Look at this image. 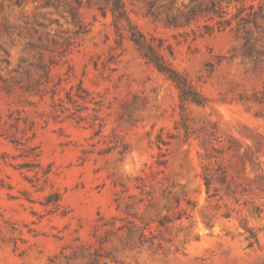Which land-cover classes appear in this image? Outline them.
I'll return each mask as SVG.
<instances>
[{
	"label": "rangeland",
	"instance_id": "374dc122",
	"mask_svg": "<svg viewBox=\"0 0 264 264\" xmlns=\"http://www.w3.org/2000/svg\"><path fill=\"white\" fill-rule=\"evenodd\" d=\"M81 1L82 30L0 0V264H264V0H240L256 24L211 35L124 0L203 106L120 40L104 0ZM211 1L230 0L157 6Z\"/></svg>",
	"mask_w": 264,
	"mask_h": 264
},
{
	"label": "trees",
	"instance_id": "16d2710c",
	"mask_svg": "<svg viewBox=\"0 0 264 264\" xmlns=\"http://www.w3.org/2000/svg\"><path fill=\"white\" fill-rule=\"evenodd\" d=\"M27 0H14V3L18 6H22ZM142 1L146 5V15L155 20L161 21L168 28H180L190 27L193 24H197L200 21H204L206 24L205 35H211L216 28L217 31H225L233 28V23L237 22L238 25H247L254 22L260 17V13L254 11L246 13V7L240 6V0H230L227 2V6H223V1H211L208 4H200L190 8L186 12H180V14L171 15V7L167 5L157 6L162 0H135ZM45 5L52 6L57 9H66V11L72 16L74 21H78L80 30L83 28L81 21V9L84 7V2L81 0H45ZM105 5L100 6L98 9L101 11L104 17L107 16L110 11L113 17V26L115 28L118 37L123 39L127 37L130 42L135 46L140 56L149 64L153 65L155 69L164 75L169 81H171L180 92V99L182 102H191L198 106H203V99L199 94L195 93L188 78L174 69L171 58L174 56V50L172 45L166 44L165 40L154 36L146 35L142 33L131 21L124 0H104ZM171 4V3H170ZM234 5L236 13L231 14L229 9ZM250 9H254V6H250ZM166 13V17L163 14ZM230 16V17H229ZM252 21V22H251ZM207 188L210 189L211 182L207 180ZM163 225V224H161ZM122 229V228H120ZM128 234H132V227H128ZM145 228L141 229L139 235V241L141 244L154 242L147 236ZM249 239L254 240L251 243L253 245L257 242L255 234L251 233ZM97 260H93L91 264H96Z\"/></svg>",
	"mask_w": 264,
	"mask_h": 264
}]
</instances>
